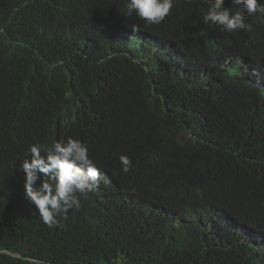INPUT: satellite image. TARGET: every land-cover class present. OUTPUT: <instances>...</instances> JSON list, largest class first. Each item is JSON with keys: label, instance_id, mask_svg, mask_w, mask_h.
Segmentation results:
<instances>
[{"label": "trees", "instance_id": "1", "mask_svg": "<svg viewBox=\"0 0 264 264\" xmlns=\"http://www.w3.org/2000/svg\"><path fill=\"white\" fill-rule=\"evenodd\" d=\"M126 5L0 0V247L28 258L0 264H264V20L229 32L209 0H174L149 25ZM69 137L104 180L49 229L21 163Z\"/></svg>", "mask_w": 264, "mask_h": 264}, {"label": "clouds", "instance_id": "2", "mask_svg": "<svg viewBox=\"0 0 264 264\" xmlns=\"http://www.w3.org/2000/svg\"><path fill=\"white\" fill-rule=\"evenodd\" d=\"M225 2L209 0L210 7L203 16V22L229 32H251L252 25L246 22V17L255 16L264 20V4L258 3V0H230L237 7L234 13L225 7ZM173 4L174 0H127L125 17L135 14L149 25H158L170 14ZM125 26L131 27L133 32L138 31L136 24L129 25L125 21ZM119 161L122 172L128 173L132 167L131 159L120 155ZM21 168L24 173V198L34 206L40 220L49 229L58 227L59 218L69 209L80 207L77 194L86 195L96 191L104 180L101 170L90 158L88 146L71 137L55 142L51 149L39 143L30 144ZM0 256H7L11 260L28 259L19 252L3 247H0ZM115 264H120V260L117 259Z\"/></svg>", "mask_w": 264, "mask_h": 264}]
</instances>
